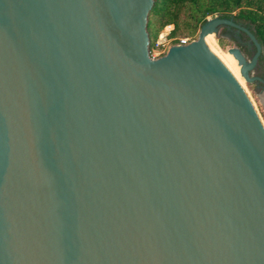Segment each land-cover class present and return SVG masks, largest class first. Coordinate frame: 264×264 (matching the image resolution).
Masks as SVG:
<instances>
[{
    "label": "water",
    "instance_id": "obj_1",
    "mask_svg": "<svg viewBox=\"0 0 264 264\" xmlns=\"http://www.w3.org/2000/svg\"><path fill=\"white\" fill-rule=\"evenodd\" d=\"M152 0H0V264H264V128L202 43L148 57Z\"/></svg>",
    "mask_w": 264,
    "mask_h": 264
},
{
    "label": "trees",
    "instance_id": "obj_2",
    "mask_svg": "<svg viewBox=\"0 0 264 264\" xmlns=\"http://www.w3.org/2000/svg\"><path fill=\"white\" fill-rule=\"evenodd\" d=\"M213 15L231 20L254 37L260 53L249 76L264 80V0H152L146 22L149 48L165 26H172L169 38L172 44H176L181 36L193 37L206 18ZM216 32L217 40L227 34H237V38L228 36V40L233 42L247 62L251 59L254 46L243 32L223 25L216 27ZM247 85L254 89L264 88L257 82Z\"/></svg>",
    "mask_w": 264,
    "mask_h": 264
},
{
    "label": "rangeland",
    "instance_id": "obj_3",
    "mask_svg": "<svg viewBox=\"0 0 264 264\" xmlns=\"http://www.w3.org/2000/svg\"><path fill=\"white\" fill-rule=\"evenodd\" d=\"M214 17H216V15L208 16L206 19L207 20H211ZM200 27L198 28L196 34L193 37H187V38H190V40H192V41H196L197 35L199 33V30H200ZM216 33H217L216 31L213 32V33H211L212 34V37L214 39V43H211V41L209 39H208V43L213 44L216 47V49L219 51V54H221L223 56V59L227 63H229V65L232 64V67H234V69H235V73L238 74V75H240V73H239V69L240 68H239L236 60L234 59V57H232V56L228 57V54H230V53H228L227 51L228 50H231V49H235V46H234L233 42L230 41V40H228L229 39L228 36L227 37L226 36H223L222 38H220V39L217 40L216 39ZM229 36L232 37V38L233 37L234 38H237V34H235V33L230 34ZM149 37H150V40H152L151 34L149 35ZM155 40H154V42H155ZM154 42H153V44H154ZM153 44L149 48V50H150V56H152L154 59H158V58L162 57L166 53L167 50L163 54L157 55L156 51L153 49ZM171 45H173V44L171 43ZM231 59L233 60V63L231 62L232 61ZM242 80H243V78H242ZM243 84H244V87H245L246 92H247L246 94H248L247 96L251 100V103L253 104L252 107L254 108V110L256 112V115L258 116V119L260 120V122H261V124H262V126L264 128V88L254 89L251 86H248L244 82V80H243Z\"/></svg>",
    "mask_w": 264,
    "mask_h": 264
},
{
    "label": "built area",
    "instance_id": "obj_4",
    "mask_svg": "<svg viewBox=\"0 0 264 264\" xmlns=\"http://www.w3.org/2000/svg\"><path fill=\"white\" fill-rule=\"evenodd\" d=\"M171 30H172V26L167 25L163 28V31L157 36L153 44V49L156 51L157 55L163 54L171 46H185L189 44L190 42H192L190 38L184 37V38L178 39L176 44L171 45L172 40L171 38H169V33ZM148 57L151 60H155L152 56H150L149 48H148Z\"/></svg>",
    "mask_w": 264,
    "mask_h": 264
},
{
    "label": "bare ground",
    "instance_id": "obj_5",
    "mask_svg": "<svg viewBox=\"0 0 264 264\" xmlns=\"http://www.w3.org/2000/svg\"><path fill=\"white\" fill-rule=\"evenodd\" d=\"M208 39L211 41V43H214V39L212 37V34L211 33H208L207 35H205L202 39V43L206 46L207 49H209L225 66L226 68L232 73V75L234 76L235 80L237 81L239 87L244 90L245 93L246 92V89L244 87V84H243V80H242V77L238 74L235 73V69L234 67H232V64L229 65V63H227L224 59H223V56L221 54H219V51L216 49V47L213 45V44H210L208 43ZM232 55L228 54V57H230ZM232 60V59H231ZM230 60V61H231ZM233 63V60L231 61ZM248 94H246L247 96ZM249 99V98H248ZM250 100V99H249ZM250 104L251 103V100H250ZM253 106V104H252Z\"/></svg>",
    "mask_w": 264,
    "mask_h": 264
},
{
    "label": "flooded vegetation",
    "instance_id": "obj_6",
    "mask_svg": "<svg viewBox=\"0 0 264 264\" xmlns=\"http://www.w3.org/2000/svg\"><path fill=\"white\" fill-rule=\"evenodd\" d=\"M229 35H230V34H227L226 37L229 36Z\"/></svg>",
    "mask_w": 264,
    "mask_h": 264
}]
</instances>
